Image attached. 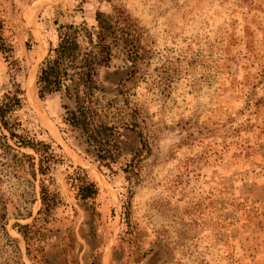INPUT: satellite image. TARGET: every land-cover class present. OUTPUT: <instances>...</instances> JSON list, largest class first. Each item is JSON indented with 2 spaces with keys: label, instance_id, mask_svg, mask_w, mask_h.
I'll use <instances>...</instances> for the list:
<instances>
[{
  "label": "rangeland",
  "instance_id": "rangeland-1",
  "mask_svg": "<svg viewBox=\"0 0 264 264\" xmlns=\"http://www.w3.org/2000/svg\"><path fill=\"white\" fill-rule=\"evenodd\" d=\"M112 7L146 31L147 53L126 83L144 112L148 148L134 175L121 170L128 147L107 169L68 146L58 130V96L40 101L35 90L37 68L56 42L53 22L90 25L95 11ZM0 41L22 69L17 117L68 160L52 172L60 201L39 239L44 261L35 264H88L92 256L110 264L115 244L120 264H264V0H0ZM124 65L115 55L100 76L124 73ZM9 85L0 54V94ZM76 167L99 188L91 205L66 184ZM32 186H5V229L25 264L24 242L11 226L35 216ZM124 212L138 233L135 262L116 242Z\"/></svg>",
  "mask_w": 264,
  "mask_h": 264
},
{
  "label": "trees",
  "instance_id": "trees-1",
  "mask_svg": "<svg viewBox=\"0 0 264 264\" xmlns=\"http://www.w3.org/2000/svg\"><path fill=\"white\" fill-rule=\"evenodd\" d=\"M53 24L55 45L47 47L35 75L37 98L42 101L48 96H58L61 110L58 130L68 146L107 169L116 165L128 147L130 158L121 170L127 175L136 174L142 153L148 150L145 116L126 83L137 75L147 53L146 31L121 7H112L107 13L95 11L90 25L56 21ZM31 46L32 41L27 39L24 49L30 51ZM10 52L11 48L0 41V54L10 79L9 88L0 94V264H25L16 240L5 229L8 180L32 188L37 182L39 208L35 216L29 224L11 226L24 242L26 259L35 264L44 261L39 239L60 201L52 172L68 160L48 136L39 138L38 131L26 128L17 117L24 104L23 89L17 79L22 69ZM115 55L126 64L122 68L124 73L101 77ZM118 76L121 78L111 82ZM65 181L74 190L75 200L93 204L99 188L83 169L76 167ZM123 220L125 227L116 242H125L127 257L135 262L138 233L129 221L128 212H124ZM122 252L115 244L110 264H120ZM93 258L88 264H95Z\"/></svg>",
  "mask_w": 264,
  "mask_h": 264
},
{
  "label": "bare ground",
  "instance_id": "bare-ground-1",
  "mask_svg": "<svg viewBox=\"0 0 264 264\" xmlns=\"http://www.w3.org/2000/svg\"><path fill=\"white\" fill-rule=\"evenodd\" d=\"M30 85H31V93L33 94L34 93V78L32 79Z\"/></svg>",
  "mask_w": 264,
  "mask_h": 264
}]
</instances>
